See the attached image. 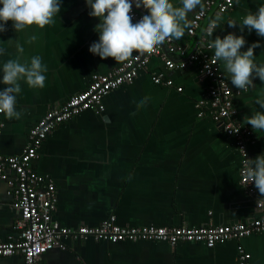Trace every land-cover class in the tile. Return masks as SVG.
I'll return each mask as SVG.
<instances>
[{
	"label": "crops",
	"instance_id": "0c3cea01",
	"mask_svg": "<svg viewBox=\"0 0 264 264\" xmlns=\"http://www.w3.org/2000/svg\"><path fill=\"white\" fill-rule=\"evenodd\" d=\"M172 2L178 5V0ZM261 5L264 0H234L233 8L220 16L210 39H223L229 33L243 36L246 43L242 52L259 42L261 47L253 50L255 62L264 64V38L254 30L249 33L247 28L241 32L238 25ZM89 11L85 0H62L54 23L43 29L32 26L17 33L8 21L7 31L0 33V48L5 49L0 66L16 56L15 45L7 41L17 39L24 47L23 59L30 61L38 55L47 67L42 89L22 85L16 104L21 118L7 120L1 115L0 151L4 156L21 154L29 130L50 109L83 91L92 75L108 74L121 64L89 52L92 43L98 41L95 26L100 22L89 16ZM194 13L188 14L189 20ZM230 20L238 24L230 27ZM197 39L186 32L180 40L172 41L173 53L167 54L163 44L164 52L174 61L185 60L194 51ZM219 68L233 90L239 123L252 129L244 119L256 111L264 113L254 103L264 82L257 77L253 80L255 88L239 90L228 79L222 61ZM154 73L170 79L172 86L154 85L150 79ZM2 75L0 72V79ZM209 85L195 65L169 71L160 58L152 57L131 83L103 98L102 112H81L50 132L31 168L54 185L57 202L53 223L72 229L96 227L113 216L120 227L198 228L263 217L264 209L256 207V200L264 204V196L254 186V199L240 186L234 141L206 116H196L198 110L206 114L209 109ZM5 87L0 84V90ZM145 97L147 103L138 107ZM103 116H108L111 123L105 124ZM253 140L251 159L264 155V132L253 131ZM11 201L6 183L0 180V242L19 239L15 228L19 213L12 209ZM64 243L65 250L46 252L40 264H236L237 246L249 254L248 264H264V232L212 248L199 243L173 246L156 241L110 243L86 239ZM0 264L23 261L20 255H13L0 257Z\"/></svg>",
	"mask_w": 264,
	"mask_h": 264
},
{
	"label": "built area",
	"instance_id": "2783aa9c",
	"mask_svg": "<svg viewBox=\"0 0 264 264\" xmlns=\"http://www.w3.org/2000/svg\"><path fill=\"white\" fill-rule=\"evenodd\" d=\"M234 0H206L203 9L196 11L190 20L191 27L186 30L189 36H197L196 47L185 60L174 61L164 52V45H158L151 55L138 56L134 53L132 59L121 63L108 74L92 75L87 87L70 96L61 106L53 107L29 130L27 143L21 154L4 156L0 151V180L6 183L8 195L11 196V207L19 213L15 228L19 239L0 242V257L20 255L23 264H40V257L52 249L65 250L64 240L92 239L101 242H138L156 241L170 245L178 243H199L212 248L218 243L228 240H239L246 236L264 232V216L247 222H237L222 226H201L189 228L176 227H120L115 223L113 216L109 217L96 227L78 226L76 228L59 227L52 221L56 208V194L54 185L39 176L32 168L31 162L48 136L59 125L68 122L84 111H103L102 100L111 91L124 84L131 83L138 72L145 68L152 57L160 58L169 71L183 70L195 65L201 78L210 82L208 95L210 106L206 114L198 110L197 117H207L216 128L231 138L238 151L239 183L244 192L256 199L254 183L246 184L242 170L244 162L251 159L249 147L254 144L253 131L250 127L242 126L236 117V108L233 100V90L219 68V61L213 60L214 53L207 47L210 38L202 32L212 16H221L231 10ZM131 15L138 22L147 15L143 7L137 9L132 6ZM214 32V30H213ZM167 54L174 52L172 41L164 43ZM151 82L154 85L171 87L172 82L162 74H152ZM180 92V88H176ZM0 114V133L3 128ZM239 128V131L236 130ZM11 174V175H9ZM256 207L264 209V204L256 200ZM236 264H248L249 254L241 246L236 247Z\"/></svg>",
	"mask_w": 264,
	"mask_h": 264
},
{
	"label": "clouds",
	"instance_id": "9594fccd",
	"mask_svg": "<svg viewBox=\"0 0 264 264\" xmlns=\"http://www.w3.org/2000/svg\"><path fill=\"white\" fill-rule=\"evenodd\" d=\"M62 0H0V33L7 31L6 24L12 22L13 29L19 33L32 26L43 29L54 23V17L61 11ZM91 17L99 18L95 31L99 33L98 41L93 42L89 52L101 59L113 58L116 63H124L138 56L151 55L158 45L166 41H178L190 29L189 13L203 9L202 0H178L174 5L172 0H85ZM133 4L137 9L143 7L147 15L133 23L131 15ZM221 17L217 15L211 19L202 30L206 38H211L213 30L219 26ZM230 27H235L236 21L227 22ZM240 31L247 28L251 33L264 38V5L257 11L246 14L238 24ZM34 40L35 37H32ZM246 41L243 36L229 33L221 39L217 36L210 39L207 44L214 50L213 60L222 61L233 86L239 90L247 91L255 88L253 80L259 78L264 82V64L255 62L254 49L261 47L259 42L251 44L247 51H241ZM8 45H15L16 56L5 61L0 66L2 79L0 84L6 85L0 90V114L5 119H20L21 112L16 110L17 95L22 90V85L31 89H42L45 85L47 71L40 56H32L29 60L23 59L24 47L17 41L9 39ZM5 54V49L0 48V56ZM148 101L145 97L138 107ZM254 103L264 109V89H262ZM134 115V113H133ZM105 124L111 123L108 116L101 117ZM244 123L251 125L254 132H264V113L256 111L252 116L245 117ZM2 127V125H0ZM239 131V128L236 132ZM242 174L245 183H254L261 196H264V155L244 162Z\"/></svg>",
	"mask_w": 264,
	"mask_h": 264
},
{
	"label": "bare ground",
	"instance_id": "6f19581e",
	"mask_svg": "<svg viewBox=\"0 0 264 264\" xmlns=\"http://www.w3.org/2000/svg\"><path fill=\"white\" fill-rule=\"evenodd\" d=\"M172 84H173V83H172ZM38 158H39V157H38ZM36 161H37V160H36ZM15 223H16V222H15ZM228 241H229V240H228ZM216 245H218V244H216ZM216 245H215V246H216Z\"/></svg>",
	"mask_w": 264,
	"mask_h": 264
}]
</instances>
